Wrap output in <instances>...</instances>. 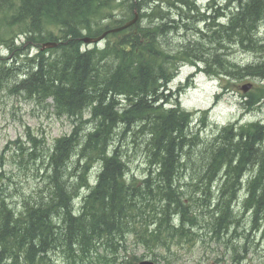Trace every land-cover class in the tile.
I'll return each mask as SVG.
<instances>
[{"label": "trees", "instance_id": "trees-1", "mask_svg": "<svg viewBox=\"0 0 264 264\" xmlns=\"http://www.w3.org/2000/svg\"><path fill=\"white\" fill-rule=\"evenodd\" d=\"M92 1L98 0H20L19 5L12 0H0V18L2 19L0 25L11 28L14 23L26 24L23 31L26 35L22 44L17 47L13 45L14 48L10 47V51L13 53L10 63L15 61L16 64L12 68L6 69L7 64L4 63L1 67L0 63V89H4L6 83H10L11 79L15 78L17 68L22 67L23 62H26L30 65L27 67L28 70L20 71V74L16 75V78L17 76L21 78V81L16 82V86H14L16 91L20 89L25 91L27 96L37 99L43 98L45 102L52 100L55 115L59 118L68 116L81 119L83 109L88 108L86 106H92L94 114H99L102 117L101 123L98 127H94L93 133L87 135V139L82 146L86 161L93 158V163L98 160L102 165L95 185L91 186L90 194L85 199L88 202L87 211L83 212L80 218H77L78 216L73 214L74 208L70 201L72 199L70 197H73V190L70 188L67 191L62 185L59 188L55 187V184L59 185L65 171L64 162L71 157L68 153L61 152V141L65 137L68 138V135H65L57 140L59 145L56 149L58 155L54 159L56 164L48 176V184H52L49 187L47 186L41 196L27 201L24 200L22 211L16 213L15 219L18 228H15L16 231L11 235L9 234L6 239L4 238L6 234L0 239V246H4V250L12 249V253L16 255V258H19L18 256L25 258L28 264H49L53 260L49 257V253L51 249L57 248L55 244H47L48 238L49 240L53 238L63 239L61 250L65 251L64 254L62 253L65 264H81L83 260L79 263L77 247L82 244L92 245L95 237L100 238L98 245L103 242L112 243L115 235H121L129 230L128 222L124 218L116 217L113 212L112 207L116 203L115 195L129 198L135 202L134 204L149 200L155 201L158 206L164 204L163 207H169V204L173 202H176L180 209L185 210L189 206L188 201L182 199V194L180 196L176 195L177 192L174 191L171 184L175 173L178 174L179 179L180 173L178 172L184 167V164L180 163L175 149L171 148L172 140L178 134L177 132L186 125L188 113L175 107L167 109L155 107L154 103L160 97L158 94L160 81H170L172 79L170 75L172 67L169 69L170 67L166 66L165 57H171L173 60V57L179 54H186L187 56L206 55L209 52L203 48V45L193 46L192 48L184 45L178 51H167L166 45L159 39L155 37L153 39L146 38L141 31L134 32L133 30L130 32V36L133 38L134 49L137 45H141L144 40H147L144 43L146 54L133 56V59L136 57L137 60L141 61L139 65L134 67L133 62L127 63L118 54L115 55L116 59L112 58L111 63L104 61V63L109 64L106 68L100 62L92 63L94 57L92 52L96 51L94 49L82 51L85 48L82 42L85 33L87 32L89 36H96L94 28L99 25L95 20L96 17L94 18L90 11ZM119 1L129 5V1L133 0ZM143 1L155 3L157 0H141L135 7ZM165 1H167L172 12L174 8L179 10V15H181L184 9L187 8L189 14H193L191 8L194 6V0ZM175 1L178 3L177 5H175ZM242 1L243 3H241V0H235L234 2L238 6L243 4L246 11L241 17H237L235 13L228 20L231 28L227 49H231L240 43L246 53L250 51L258 54L264 53L258 48H264V36L260 42L252 40L256 25L261 23L264 18V0ZM7 5L14 9V14L9 17L10 10ZM157 9L159 7L155 8L154 13ZM177 16L175 13L173 18L165 12L160 14V17H166L171 25L174 24L172 27L184 20ZM200 16L206 17L205 13L201 12L198 13V17ZM205 19H207L206 22H209L208 18ZM211 24L214 32L209 36L221 27H225L221 24L218 25L216 22ZM42 26H45L48 32L47 35L42 36L40 34ZM50 26L57 27L59 34H55ZM194 28L196 27L192 26L186 29ZM36 32L38 34H35ZM46 38L59 43L56 48L49 51L51 56H47L46 53H41V51L31 55V47L35 46L37 48L38 43L45 41ZM130 54H133V52ZM81 63L84 64L81 65ZM91 63L95 65V68ZM218 69L224 76L231 79L234 77H241L242 79L253 77L260 81L264 80L263 60L256 64L239 65L234 66V68L223 61L221 68ZM21 74H24L23 77ZM9 87L6 86V88ZM111 92L117 94L112 102L109 99ZM117 96L125 98L124 107L116 101ZM261 96L264 97V91H262ZM150 99L155 102H150ZM259 99L260 97L250 94L245 105L254 109ZM108 107L109 114L106 112ZM106 113L109 115V120L104 122L103 116ZM118 126L124 127V131L121 133L122 136H125L128 132L132 133L135 129V133L150 135L148 140L145 141V147L147 153H149V163L153 159L155 160L157 155L160 157L155 161L158 162L159 160L164 167L163 174L159 177L162 185L161 182L156 181V186L146 189L139 188V186L129 187V185H133L129 184L131 179L128 181L124 178L128 171V162L125 161L120 148L115 145L117 139L120 138ZM226 130L231 132L228 134L223 132L219 135L216 150L211 152L209 162H203L205 165L201 168L203 170L206 167L208 172L198 173L197 178H195L197 179L196 183H204L205 187L210 188L211 185L202 180L203 176H206L209 182L214 181L221 184L220 181L222 178L226 179L227 174L241 180L244 170L248 168L258 167L264 173V125L261 123L250 124L245 128H241V132L238 131L235 134H232L234 131L232 125L226 127ZM75 131L77 130H72V134ZM242 136H244L243 141ZM91 164L88 163L86 169H90ZM223 170L225 171L224 175L220 178L219 173ZM69 174L73 175V172H69ZM262 175H258L250 183L254 184L255 188L249 187V190H247L248 199L245 203H240L237 200L236 193H230L226 186L217 191V203L211 206L213 210L210 211L218 215L215 219V226H218L217 239L220 241L222 238L224 239L223 236L231 232L230 228H241L244 216H248L250 213L252 215L249 219L251 228L261 227L264 222V183ZM221 185H225V182ZM134 194H136L135 197ZM211 194L212 192L208 196L211 197ZM44 197H47V199H44ZM75 198L77 197L74 196ZM175 207L179 209L177 205ZM2 210L3 205H0V212ZM149 210L144 224L151 222L155 217V211ZM13 218V216L12 218L2 217L0 230L3 229L4 222L13 220ZM106 221L116 223L118 229L115 231L103 229L100 224ZM243 228H245V225H243ZM153 233L156 240L158 238L159 251L157 253H160V255H163L161 250L171 251L170 246L175 243L179 246L194 243L193 236L188 230L174 232L167 227H162L155 228ZM105 235L110 236L106 237ZM182 239H184L183 244L180 243ZM96 246L86 252L87 259L90 258V255L93 256L94 253L92 252L95 251ZM147 248L151 249L148 242ZM56 251L52 250V252Z\"/></svg>", "mask_w": 264, "mask_h": 264}, {"label": "bare ground", "instance_id": "bare-ground-1", "mask_svg": "<svg viewBox=\"0 0 264 264\" xmlns=\"http://www.w3.org/2000/svg\"><path fill=\"white\" fill-rule=\"evenodd\" d=\"M141 0H133L129 1V5L121 3V1L116 0L109 2L108 0H98V1H92L90 3V11L93 14L95 20L99 23V25L95 26L94 32H96V36H89L87 32L85 33V36L82 38V42L85 46V48L82 49V51H90L89 49H94L96 52H92L93 59L92 63L94 62H100V64L103 65L104 68H106L108 63H104V61L112 60V58H115V55L118 54L124 61L127 63L133 62V66L139 65L141 63L140 60H137L136 57L133 56L142 54L145 55V47L144 43L147 41H143L141 45H137L134 49V43L133 38L130 36V32L134 30L136 32L137 30L141 31L142 34L146 36V38L153 39L154 37L156 39H159L164 45H166V49L169 47H172L174 45H178L182 48L184 46L183 44L180 45L181 39H183V36L181 33H179L181 30H184L193 24L194 27L196 26H202V27H196L193 29L192 38L193 40L190 41L192 45L189 48H192L193 46H200L203 45V48L205 50H208V54L204 55H189L186 54H179L176 57H173V60L171 57H165V64L167 67H170V75L172 79L170 81H160V88L158 89V94L160 95L157 102L150 99V102H155V107H161L165 108L168 105L169 101L164 98L163 92L164 91H171L172 89H169L170 84L172 83L173 79L175 78L176 73L178 74L180 69L185 68H191L192 71L189 74L190 78H196L200 74H205L206 78L209 80L207 82H225V81H232L235 83V81H241V77H234L233 79L226 78L224 74L218 69L221 68V65L224 61V63H229L232 68L234 66H239V62H235V58H231L233 55L230 54L232 52H227V46L229 45V30L231 28V25L227 22L222 23L221 21L226 20L228 17L225 13L231 11V14H235L237 17H241V15L246 11L245 6L243 4L237 6V8L234 9L232 2L235 0H207L206 3L199 4L195 1L194 6L191 8V12L194 14H189V10L186 8L182 12L181 15H179V10L173 8L172 9L168 7V3L165 0H157L155 3H152V1H143L141 4H139L137 7L135 5L139 3ZM241 3L243 1L241 0ZM178 3L175 1V5ZM231 4V5H230ZM6 5V4H5ZM7 7L10 10V13L8 17L11 14H14V9L12 7ZM159 7L157 9L156 13H154L155 8ZM229 9V10H226ZM234 9V10H233ZM120 11L119 14H115L116 11ZM161 12H165L169 14V17H172V15L175 13L178 15L177 17L183 18L184 20L181 22H178L175 27H172L166 17H160ZM203 12L205 13L206 17L208 18L209 22L204 17L200 16L198 17V13ZM181 13V12H180ZM192 16V17H191ZM244 17V16H243ZM215 18V20H213ZM264 19V18H263ZM104 22L116 25L114 28H110L109 25L104 26ZM212 22H216L218 25L221 24L225 27H221L219 30H217L213 35L209 36L214 32V28L212 27ZM228 23V24H227ZM204 24V25H203ZM227 24V25H226ZM16 25L21 31V37L25 38V33L23 32L25 30L26 24L20 23L16 24L14 23L11 28H9L13 33L16 32ZM96 30V31H95ZM140 33V32H139ZM35 34H38L37 32ZM40 34L43 36L44 34L47 35L48 32L45 29V26H42V29L40 31ZM138 35V34H137ZM103 38L100 40V43L102 44H95L91 45L90 43L85 42L86 40H91L95 38ZM140 36V34H139ZM174 39H180L177 40V42L174 43ZM59 45L58 42L51 40L50 38H46L45 41H40L38 43V47L35 46L31 47V51H34L36 49V52L41 51V53H46L47 56H51L50 50H53ZM262 45V44H260ZM93 46V47H90ZM144 47V48H143ZM259 50L264 51V48L261 49V47H258ZM196 50V49H195ZM194 50V51H195ZM101 52V53H99ZM133 54H130L132 53ZM99 53V54H98ZM125 53L129 54L126 55ZM260 56H263L264 53H259ZM116 59V58H115ZM91 63V65H93ZM84 63H81L83 65ZM93 68H95V65H93ZM7 69V67H6ZM24 74H21L23 77ZM16 76V72H15ZM100 77V75H98ZM97 76V77H98ZM188 77V78H189ZM190 81V80H189ZM6 86H12L10 83H6ZM6 86L4 88H6ZM235 87V85L233 86ZM187 88H189L187 86ZM2 89V88H1ZM245 90V86L242 85L240 87V91L243 93ZM98 91V90H97ZM177 95H180L182 92L178 91ZM228 90L224 92V94H227ZM223 94V95H224ZM115 92H111L109 95V99H111V102L114 101L116 97ZM221 95H216V103H218L221 100ZM244 98V95H242ZM36 100L42 102L44 101L42 99ZM125 98L120 96H117V100L119 104H121L122 107L125 105ZM168 101V102H167ZM177 102V101H175ZM88 108L83 109L82 111V118L76 119L72 117L66 116L65 118L71 122L72 124V130L76 129L77 131L72 132L65 137L61 141V152H64L65 154H69L71 157L64 162L65 165H69L72 163V166H76L79 169H76L74 171V175H70L68 168L64 171L61 181L59 185L55 184L56 188H59L61 185L64 189L67 191L70 190V188L73 190V197H70V201L73 204V214L75 216H78L77 218L81 217V214L83 212H86L88 209V202H86V196L90 194V188H91V177L89 178L90 169L86 166L88 163H92L91 166L94 167V165H98L100 161L96 160L94 163L93 158L88 159L86 161L85 153L83 152V144L87 139V135L89 133H93L94 127H98L99 123H101L102 117L99 114H94L92 106H86ZM173 107V106H172ZM175 108H178V110H185L182 108L180 103L175 104ZM257 108L248 110V113H252L256 111ZM106 112L109 114V107L106 109ZM181 112V111H180ZM179 112V113H180ZM104 114L103 120L104 122H107L109 120V115ZM210 114V111L208 112H193L187 114L188 119L186 125L181 129L176 137L172 140L173 144L171 146L172 149H175V153H177L179 157L180 163L186 161H182L186 156L190 157L191 153L185 154V150L188 149H202L204 147V138L208 137L209 140H212L211 142H208L209 146L207 151L213 152L216 147L218 146L217 142H215V139L219 137V135L223 132L226 134L230 133L231 131L226 130V126L224 127H218L212 131L210 127V122L208 119V115ZM88 115V117H86ZM201 116V120L198 121L196 118ZM238 120L235 123H229L227 125L231 126L232 124L236 125L239 128H245L250 124H256V123H262V120L259 119L257 121L247 122L244 123V119ZM180 121V120H179ZM243 122V123H241ZM87 124H90L93 126L92 129H89L88 132L82 133V126H86ZM198 124L199 129L198 131H193L192 126ZM252 128V127H251ZM239 129H236L232 132V134H235ZM241 132V129L239 130ZM217 137H216V136ZM202 136V137H201ZM64 137V136H63ZM62 137L55 140V143L52 147H47L46 151L40 154V152L37 153L36 148H33L32 152L25 158H29V164L30 165H36V170L40 171L44 167V171L47 173L41 177L42 184L48 182V172L53 169L55 166L54 159L57 157L58 154H56L57 145H59L57 140L61 139ZM244 136H242L243 141ZM30 141L32 142V147L36 146L37 140L29 137ZM22 149H25L23 147H20V151ZM206 149V146L199 150V153H202ZM56 154V155H55ZM31 155V156H30ZM92 155V154H91ZM163 156V155H162ZM147 157L149 158V155L147 153ZM160 159L159 155L155 157V160ZM238 160L237 158H235ZM154 159L147 164L146 171H143L141 174H130L129 173V166L128 171L126 172L125 179L130 180L129 187H137L142 189L150 188L156 186V181L161 182V179L159 177L163 174V166L161 162L158 160L156 162ZM38 161V163H37ZM149 161V159H147ZM155 161V162H154ZM129 162V161H127ZM189 170L196 169V164L191 161L189 158L187 161V164ZM101 163L98 168V170L101 169ZM184 166V165H183ZM82 168L85 169V172L83 173ZM92 168V167H91ZM258 168V167H257ZM206 167L203 168L198 173H207ZM81 171V173H80ZM194 171V170H193ZM254 171V173H253ZM224 170L222 173H219L220 178L224 175ZM83 173V174H82ZM89 173V174H88ZM179 173V172H178ZM251 175L248 178H245L246 174ZM256 173L255 168H248L244 170L243 176L241 180L234 178L231 174H227L226 179L222 178L220 181L221 184L225 182V185H221L217 182H209L208 178L206 176H203L202 180L208 184L211 185L209 187H205L204 183H198V184H189L186 188L190 189L193 187L192 191H184L182 189L181 184H178V174L175 173L174 177L172 178L171 184L173 186L174 191L177 192L176 195L182 194V199L188 201L189 206L184 209H180V206L176 204V202L170 203L169 207L161 205L158 206L155 201H145V202H138V204H134L135 202L131 201L129 198L126 197H120L119 195H115L116 203L113 205L112 209L113 212L116 214V217L124 218L128 222V229L121 235H115L114 240L112 243H105L98 245L100 243V238L95 237L94 243L92 245H84L77 247V254L79 257V263L86 257V252L95 247V252L97 253V260H104L105 262H108L109 264H155L156 262L158 264H172L170 261V258L168 255L173 254L172 251H167L163 255H159L157 253L159 251L158 249V238L156 240L153 230L155 228L159 229L162 227H167L171 229L172 231H189L191 233V236H193V239L196 241L197 246L201 245L204 248H210L209 242L215 239L217 241H220L216 238L218 235V226H215V219L218 217L216 213L210 212L211 206L216 205L217 203V192H213L215 190L222 189L224 186L227 187L228 191L230 193H236L237 200H239L241 203H245V201L248 199V191L249 187L255 188L254 184H250L255 178L258 176V173ZM260 175L263 173H259ZM194 176V174H193ZM47 177V180H46ZM263 183H264V174L262 175ZM194 180V179H193ZM44 182V183H43ZM4 183V182H3ZM217 183V184H216ZM75 185V187L73 186ZM197 185V186H196ZM215 188H211L212 186H216ZM76 186L78 190H76ZM40 189V188H39ZM51 190V189H50ZM55 190V189H52ZM41 191V190H40ZM239 191V192H238ZM211 194V197L208 196V194ZM40 193V192H39ZM81 193V194H80ZM39 195H36L38 197ZM74 196H77V198L82 197V199L79 201V203H75L76 198L74 199ZM134 197L136 194L133 195ZM11 193L9 191V187L7 185H2V181H0V205H3V210L0 212V223L2 217L12 218L13 220H7L5 225L3 226V229L0 230V239L3 238V235L6 234L4 237L5 239L10 234H13L14 231L18 228L16 225V213L18 211H15V209L9 205H7L10 201ZM44 199H47V197H44ZM69 202V201H68ZM5 204V207H4ZM79 204V206H78ZM179 209H177L175 207ZM176 208V209H175ZM151 210L155 211V217L151 222H148L147 224H144V221L147 218V212ZM198 210L196 212L195 210ZM20 212V211H19ZM185 214V215H184ZM252 215L249 216V219ZM27 218V216H26ZM103 229L107 231H115L118 229V226L116 223L111 221H106L105 223L100 224ZM16 228V229H15ZM230 230H234L233 236L235 235L238 238V229L237 228H230ZM187 233V232H185ZM232 232H230L231 234ZM229 235V233H228ZM106 237H109L110 235H105ZM232 238L234 239V237ZM156 237H157V231H156ZM225 242H227V245L230 249V246L232 245V241L228 240V237L226 235L223 236ZM48 238V236H47ZM132 238L131 243H128V239L130 240ZM42 240V239H41ZM40 240V241H41ZM39 241V242H40ZM38 242V243H39ZM47 244H55V247L57 249H51L49 255H53L56 252L65 253L64 250H61L63 248V239H52L47 240ZM147 242L151 245V249L147 248ZM37 243V244H38ZM239 244V245H238ZM234 244L231 246L232 248V254L234 257V260L238 259L239 255L242 257H245L247 254L253 252L256 250L253 247H246L241 246L240 242ZM131 247H138L144 250L143 254H138L137 252L131 251L129 252V249ZM52 250H57L56 252H52ZM0 262L3 261L4 264H19L16 262H20L21 264H28V262L25 260V258H22L18 256L19 258H16V255L12 253V249L3 250L0 252ZM4 257L7 258L4 260ZM156 261V262H155ZM49 264H55L54 261H51Z\"/></svg>", "mask_w": 264, "mask_h": 264}, {"label": "rangeland", "instance_id": "rangeland-1", "mask_svg": "<svg viewBox=\"0 0 264 264\" xmlns=\"http://www.w3.org/2000/svg\"><path fill=\"white\" fill-rule=\"evenodd\" d=\"M12 1L17 5L20 4V0ZM194 1L198 2L199 4H205L207 0ZM233 6L235 9L238 5L236 3H233ZM119 13L120 11L118 10L115 12V14ZM225 14L228 17L226 18V20L221 21L222 23L227 22V19H230L232 15L231 11ZM171 18H173V15ZM0 23H2L1 18ZM105 25H109L110 28H114L116 26L104 22V26ZM194 25L195 24H193L192 26ZM192 26H190V28ZM257 26L260 27L256 28ZM196 27L198 28L202 26ZM256 27V31L252 34V40L255 42H260L264 36V19L261 23L257 24ZM50 28L55 34H59V30L57 27L50 26ZM179 33H181L183 36L181 42H183L184 40V42L180 45L183 44L191 46L192 43H190V41L193 40V29L181 30ZM177 40L180 39H174V43L177 42ZM22 42L23 38L21 37V31L17 25L15 33H13L8 27L0 25L1 67L4 63L7 64L5 68H12V66L16 64L15 61H12L10 63L13 58V53L10 51V47H17L21 45ZM13 45L16 46L13 47ZM100 46L101 48L103 47L102 44ZM179 48L180 46L178 44L167 48V51L175 52L178 51ZM227 50L228 53L232 52L230 54H234L229 59L231 60L232 58H235V62H239L241 66L256 64L262 60L264 61V55L260 56L258 53L253 51L246 53L241 47L240 43L239 45H235V47ZM35 54L36 49L32 51L31 55ZM108 61L111 63L112 60ZM23 63L24 65L22 67L17 68L18 70L16 71V75L20 74V71L28 70L27 67L30 65H28L26 62ZM191 71V68L180 69L178 74L176 73L175 78L169 86V89L171 88L172 90L163 92L164 97H167L166 99H168L169 101L166 109L175 106V104L177 103H180L182 108L189 113L203 112L206 110L208 112L210 111L208 119L212 131L216 128V126L227 127L229 123H235L238 120H242L244 116H246V118L244 119V123L252 122L253 120L257 121L259 119H261L262 123H264V97H261V101L256 104V111L248 113L247 110L250 109V106H244L245 99L242 97V95L246 94L240 91V87L242 85L251 84L252 90L250 91V93H256L257 90H260L262 86H264V81L259 82L256 79L245 78L241 79V81L236 80L235 83L232 81L207 82L209 80L205 77V74H200L195 79L190 78L189 74L191 73ZM20 81L21 78H19L18 76L16 78L15 76V78L11 79L10 81V84L12 86H10L9 88L0 89V181H2V185H7L9 187V191L11 193L10 201L7 205H12L11 207H13L15 211L18 212L21 210L24 200L27 201L34 199L36 198V195L41 196L46 190L47 186L49 187L52 184H48V182H43L44 184H42L41 177L47 173L46 171H44V167L40 171H37V164L30 165L29 158L26 159V161L25 158L30 154V152H32L33 148L38 149L37 153H43L44 151H46L47 147L49 148L54 145L56 139L65 135H69L73 129L71 122L68 121L65 117L59 118L55 115L53 102L51 100H48L47 102H40L36 100V98L27 96V93L25 91H22L20 89L16 91V89H14V86H16V82L19 83ZM234 85L235 87H233ZM187 86L189 88H187ZM226 90H228V93L224 94ZM178 91H181L182 93L180 95H177V93H179ZM220 94H222L221 100L216 103L215 96ZM201 116L202 115H199L196 120L200 121ZM86 117H88V115ZM232 126L234 127V130L241 129L234 124H232ZM92 128L93 126L90 124L82 126V133L88 132V130ZM192 129L194 133L195 131H198V124L193 125ZM135 130L132 133L128 132L125 136H122L121 133H123L124 127L118 126L120 138L117 139L115 145L120 148V152L123 155L125 161H129V173L141 174L143 173V171H146V168L148 167L147 164H149V161H147V159L149 158L147 157L145 141L148 140V137L150 135H142L139 134V132L135 133ZM29 137L37 140L35 147H32V142L30 141ZM203 138L205 143L204 147L206 146V149L202 153H199L198 151L202 150L204 147L202 149L191 150L187 148L185 150V154H189L190 152L192 153L191 155L189 154L190 157L186 156L182 160L186 162H184V167H182L179 172L180 175L178 184H181L184 191H192L193 187L186 190L187 186L189 184H198V182L196 183L197 179H195L197 178L196 175L205 165L203 164V162H209V155L211 154V152L207 151L209 146L208 142H211L214 139L209 140L208 137ZM215 142H217L218 144L217 138L215 139ZM20 147H23L25 149H22V151H20ZM31 154H33V152ZM189 158L196 164V169H193L194 171L189 170L188 168L189 163L187 164V161ZM99 166L100 163L90 168V174H88L89 178L91 177L92 180V182L90 183L91 186L97 178ZM67 168L69 172H73V175L74 171L76 169H79L75 165L72 166V163L68 166H64V170H66ZM255 170V174L258 173V175H260L259 173H262L260 168H255ZM82 171L84 173L85 169L82 168ZM220 173H222V171ZM49 174H51V171L48 172L47 176H49ZM250 175L251 173L246 174L245 178H248ZM73 186L75 187V185ZM217 186L218 185L212 186L211 188H215ZM76 190H78L77 186ZM213 192H217V190ZM81 199L82 197L76 198L75 203H79ZM240 206L243 207L241 204ZM195 211L198 212L197 209ZM250 215L244 216L243 223H241V228L238 229V238H232L234 230H230L232 233L230 234V232H228L229 235L226 236L228 237V240H233L231 246L240 242L242 247L250 246L256 249L254 253L251 252L245 257L240 256V254L238 259L234 260L231 251L232 248L230 246L229 249L227 242H225L223 238L221 239V241H217L215 239L213 240V242L210 241V248H204L201 245L197 246L196 241L194 240V243L185 244V246L183 245L181 247H179V244L177 243L171 245L170 248L173 249V254L168 255L170 261L172 262V264H264V222L261 224L260 228L253 229L251 228V223H249ZM243 225H245V228H243ZM233 237H235V235ZM131 240L132 238H130V240L128 239L127 242L131 243ZM183 241L184 239H182L180 243L183 244ZM3 247L0 246V252L3 251ZM131 251L137 252L138 254L144 253V250L138 247H131L129 249V252ZM52 258V261H54L55 264H65L64 255L60 252H56L55 254H53ZM5 259L7 258L4 257V260ZM16 263L21 264L20 262ZM0 264H4L3 261H1Z\"/></svg>", "mask_w": 264, "mask_h": 264}, {"label": "water", "instance_id": "water-1", "mask_svg": "<svg viewBox=\"0 0 264 264\" xmlns=\"http://www.w3.org/2000/svg\"><path fill=\"white\" fill-rule=\"evenodd\" d=\"M103 38V36L102 37H100V38H96V39H91V40H86L85 42H87V43H96V42H99L101 39Z\"/></svg>", "mask_w": 264, "mask_h": 264}]
</instances>
